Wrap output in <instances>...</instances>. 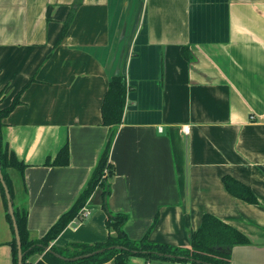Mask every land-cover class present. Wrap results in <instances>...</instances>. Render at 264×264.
<instances>
[{"label":"crops","instance_id":"crops-1","mask_svg":"<svg viewBox=\"0 0 264 264\" xmlns=\"http://www.w3.org/2000/svg\"><path fill=\"white\" fill-rule=\"evenodd\" d=\"M119 74L129 88L106 205L128 216L126 235L188 247L208 213L249 240L230 249L231 264H264V0H0L1 105L34 78L1 130L26 165L31 237L43 236L89 180L108 134L102 98ZM65 142L68 165H44ZM8 173L21 203L19 175ZM223 176L257 202L228 192ZM85 208L89 215L53 243L106 239L99 187ZM13 237L0 190V264H12ZM31 264L48 263L36 254Z\"/></svg>","mask_w":264,"mask_h":264},{"label":"trees","instance_id":"trees-1","mask_svg":"<svg viewBox=\"0 0 264 264\" xmlns=\"http://www.w3.org/2000/svg\"><path fill=\"white\" fill-rule=\"evenodd\" d=\"M72 16L73 10L64 21L56 44L65 36ZM181 53L187 59L190 57L187 47H182ZM33 80V77L30 78L8 105H1L3 97L0 92V170L12 203L14 221L21 244L20 249L23 254L22 264H31L32 257L36 254H42L43 260L48 264H102L108 261H112L113 264H128L131 257H142L145 261L159 260L177 264H231L230 249L234 245L247 244L249 240L238 229L211 214L202 215L198 229L190 232L189 246L180 247L164 242H151L148 240V232L140 239H130L123 229L128 216L123 213H112L108 210L106 200L110 194L111 179L115 174V168L109 160V154L117 128L122 121L126 94L129 88L125 77L120 74L110 78L102 98L101 124L108 127V134L89 180L73 206L63 213L43 236L32 238L27 227L28 212L25 203L26 187L23 174L26 165L2 142L1 130L4 127L3 119L20 104L21 93ZM68 163L69 149L67 142H65L52 159L46 158L44 165L66 166ZM9 169L18 173L22 184L23 201L18 204L14 201L15 191L8 173ZM222 182L232 195L248 203L257 202L250 188L239 181L230 176H223ZM96 187L101 189L102 209L105 212L104 224L108 232L106 239L92 244L69 242L63 246H58L53 243L66 226L75 219L78 211L85 205ZM0 190L6 210V218L13 229V220L8 211L5 188L1 182ZM9 245L12 264H18L15 233Z\"/></svg>","mask_w":264,"mask_h":264},{"label":"water","instance_id":"water-1","mask_svg":"<svg viewBox=\"0 0 264 264\" xmlns=\"http://www.w3.org/2000/svg\"><path fill=\"white\" fill-rule=\"evenodd\" d=\"M0 182L2 183L3 187L5 188V195H6V198H7L8 211H9V213L11 215L12 220H13V230H14V233H15V239H16L17 249H18V264H22L23 254L21 253V249H20L21 244H20V239H19L17 228H16L15 221H14L12 203H11V200H10L9 192L6 189V185H5L3 176L1 174V170H0Z\"/></svg>","mask_w":264,"mask_h":264},{"label":"built area","instance_id":"built-area-1","mask_svg":"<svg viewBox=\"0 0 264 264\" xmlns=\"http://www.w3.org/2000/svg\"><path fill=\"white\" fill-rule=\"evenodd\" d=\"M183 131L186 132L187 128H183ZM89 210L87 208H85V205L78 211L75 219L77 220H82L85 217H87L89 215Z\"/></svg>","mask_w":264,"mask_h":264}]
</instances>
